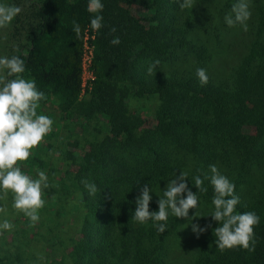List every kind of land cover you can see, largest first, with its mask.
Segmentation results:
<instances>
[{"label": "trees", "instance_id": "16d2710c", "mask_svg": "<svg viewBox=\"0 0 264 264\" xmlns=\"http://www.w3.org/2000/svg\"><path fill=\"white\" fill-rule=\"evenodd\" d=\"M25 1L28 23L0 36L3 56L25 60L21 75L45 94L39 104L56 101L68 119L106 121L107 134L74 156L77 167L66 170L61 182L66 199L83 210L70 246L72 264H170L171 240L183 218L169 212L160 233L153 221L141 224L132 215L144 184L152 191L149 210L158 211L157 200L181 171L199 202L211 207V227L191 264H264V1L257 6L256 39L229 76L216 73L211 63L229 27L224 17H234L237 0H208L203 12L181 9L180 0H102L101 13L88 12L89 0ZM95 15L103 16L99 31L90 27ZM73 21L80 25L79 37ZM116 36L120 43L113 45ZM87 46L93 78L83 96ZM197 68L206 69L204 86ZM141 100H157L153 126L132 109ZM212 164L234 183L236 211L260 217L254 251H221L215 244L213 187L208 179L207 192L194 186L195 176H211ZM83 181L94 183L97 193L90 195Z\"/></svg>", "mask_w": 264, "mask_h": 264}, {"label": "clouds", "instance_id": "9594fccd", "mask_svg": "<svg viewBox=\"0 0 264 264\" xmlns=\"http://www.w3.org/2000/svg\"><path fill=\"white\" fill-rule=\"evenodd\" d=\"M194 0H180L181 9L192 8ZM104 8L102 0H89L87 10L89 13H101ZM22 9L18 6L0 5V28H5ZM232 13L225 15V23L229 26L241 24L247 30L246 21L250 19L251 12L247 0H237L232 6ZM103 16L95 15L90 19V27L93 31H99L103 27ZM73 31L80 36V25L73 21ZM111 31L115 32L113 28ZM113 45H118V36L111 40ZM26 55V54H25ZM160 64L157 59L152 62L147 73L152 75ZM0 69L7 70V78L0 77V192L7 195L13 194V207L23 212L35 223L39 220L38 210L44 207L43 192L49 187L48 177L44 171L38 172V178L26 174L19 162L27 161L31 156V150L37 147L52 131L54 121L47 115L38 114L39 102L45 99L44 92L38 90L34 79H25L21 75L25 71V60L18 55L12 57H0ZM196 76L201 86L208 83L206 69L197 68ZM211 176L194 177V186L199 192H207L204 180L208 179L213 187L214 196L212 204L214 211L210 214L219 226L214 229L215 244L219 250L242 247L248 251L255 250L254 236L255 226L260 223V217L255 211L237 212L236 206L240 198L235 194V185L227 176L221 174L216 165H209ZM188 174L181 171L179 175L168 181L163 196L157 200L158 211H150L152 200L151 188L144 184L140 195L136 197V208L132 219L144 224L149 220L160 233L167 229L169 212L174 217L191 219L200 217L194 213L189 216L190 209H197L199 196L193 192L187 184ZM90 195L98 191L94 183L83 181ZM186 194V195H185ZM5 209L0 207V212ZM13 224L5 219L0 223V229L11 230ZM211 225L200 227L198 223H191L192 231L197 237L206 231Z\"/></svg>", "mask_w": 264, "mask_h": 264}, {"label": "rangeland", "instance_id": "374dc122", "mask_svg": "<svg viewBox=\"0 0 264 264\" xmlns=\"http://www.w3.org/2000/svg\"><path fill=\"white\" fill-rule=\"evenodd\" d=\"M263 1L247 0L251 12L250 19L246 21L247 30L241 24L222 30L220 38L223 48L214 53L211 63L216 73L229 76L241 62L242 56L258 34L257 6ZM0 5H14L22 9L10 24L0 28V36L4 39L7 30L15 32L27 25V2L0 0ZM207 5L208 0H194V6L190 9L192 12H203ZM194 19L200 20L198 17ZM86 53L83 96L92 79L89 50ZM4 54H7L5 46H0V57H4ZM3 70L0 69V77H3ZM156 104L157 100L134 101L132 109L141 110L146 125L153 126ZM39 105L38 114L47 115L54 121L52 131L31 150L27 161L19 162V166L34 179L38 178L39 171L46 173L49 187L43 192L45 204L38 210V222L33 223L23 212L13 207L11 192L7 195L0 192V207L5 209L0 212V223L7 219L14 226L11 230L0 229V264H72L69 257L70 246L77 237L83 210L75 201L66 199L68 196L61 190V182L66 170L77 167L74 156L83 155L91 141L107 134L106 121L102 118L85 121L83 117L77 116L68 119L62 115L56 101ZM210 210L209 205L199 202L197 209L189 210V216L196 212L200 217H195L192 222L191 219L183 218L171 240L168 256L170 264H191L194 260L199 239L205 236L206 231L197 237L192 231L191 223H198L200 227L208 225Z\"/></svg>", "mask_w": 264, "mask_h": 264}, {"label": "built area", "instance_id": "2783aa9c", "mask_svg": "<svg viewBox=\"0 0 264 264\" xmlns=\"http://www.w3.org/2000/svg\"><path fill=\"white\" fill-rule=\"evenodd\" d=\"M88 50H89V53H90V63H91L92 49H91L89 46H87V47H86V52H88ZM86 54H87V53H85V57H86ZM89 70H90V64H89ZM90 72H91V70H90ZM91 74H92V72H91ZM92 78H93V74H92ZM84 86H85V85H84Z\"/></svg>", "mask_w": 264, "mask_h": 264}]
</instances>
